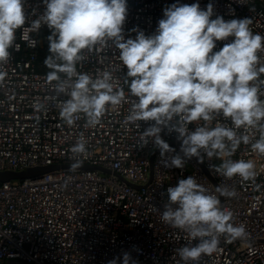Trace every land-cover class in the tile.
Instances as JSON below:
<instances>
[{
  "label": "built area",
  "instance_id": "2783aa9c",
  "mask_svg": "<svg viewBox=\"0 0 264 264\" xmlns=\"http://www.w3.org/2000/svg\"><path fill=\"white\" fill-rule=\"evenodd\" d=\"M177 2L199 3L205 10L212 3L211 19L217 15L226 21L250 18L252 32L264 36V0H127L125 39H135L133 29L153 34L163 10ZM24 9L26 23L16 32L19 50L10 49L11 60L0 66L7 73L0 83V264H108L115 257L122 264L125 252L136 264H184L176 249L188 244V235L163 223L160 214L167 189L188 176L208 194L216 195L222 207L232 211L233 223L243 224L249 233L243 242L230 243L220 236L218 250L202 256L199 264H264V155L251 148L259 131L237 130L238 136L248 135L250 140L230 156L209 158L202 152L203 162L192 157L182 169L165 168L152 142L138 145L141 133L154 122H126L134 98L124 82L127 68L111 42L83 50L77 71L93 77L110 72L116 87L124 89L125 101L106 107L95 127L86 125L83 114H78L72 126L67 125L57 105L68 97L49 99L55 94L52 86L56 82L46 80L50 69L43 64L49 55L51 30L42 25L30 33L38 41L35 48L21 39L23 28L44 13L45 5L43 0H24ZM230 41H217L213 51ZM258 55L264 64V51ZM254 83L264 101V73ZM217 123L231 127L223 116L185 126L194 131ZM160 135L175 149L166 157L183 156L176 132L162 128ZM80 136L87 151L79 157L81 166L71 171L70 149ZM226 159L252 160L255 178L244 181L218 174L214 168ZM30 168L34 171L27 172ZM216 186L235 189L237 195L220 196Z\"/></svg>",
  "mask_w": 264,
  "mask_h": 264
},
{
  "label": "clouds",
  "instance_id": "9594fccd",
  "mask_svg": "<svg viewBox=\"0 0 264 264\" xmlns=\"http://www.w3.org/2000/svg\"><path fill=\"white\" fill-rule=\"evenodd\" d=\"M45 11L24 27L21 39L35 48L38 41L30 33L38 32L42 25L51 30L48 36L49 55L43 64L58 101L60 118L72 126L78 114H83L88 127H95L108 106H118L126 99L123 88L114 84L110 72L95 77L78 72L77 65L84 59L83 50L91 51L109 42L119 49V60L126 66L125 84L134 98L126 122H154L141 133L138 145L152 142L159 150L165 168L182 169L186 159L221 158L231 155L248 135H237V130L256 129L260 135L251 148L264 155V101L254 83L264 64H260L264 51V36L253 33L250 18L225 20L214 15L213 4L201 9L199 3H173L163 10V18L151 35L138 29L135 39L123 35L127 16V0H43ZM26 23L24 0H0V66L12 58L10 49L15 44L16 32ZM225 43L219 51L217 41ZM64 74V77H61ZM7 73L0 71V83ZM43 107V105H39ZM216 116L229 119L231 127L217 123L215 127L199 126L189 131L185 124ZM178 118V119H174ZM140 127V124L137 125ZM162 128L176 132L181 142L180 154L161 138ZM150 138V139H149ZM74 162L71 171L77 170L86 151V141L80 136L71 147ZM252 160H223L214 170L226 178L239 176L244 181L256 176ZM220 196L235 198V189L216 186ZM159 211V209H158ZM160 219L174 229L187 233L188 244L176 249L184 264H199L204 255L218 250L219 238L227 242L246 241L249 233L243 224L233 223V213L222 207L220 199L198 184L194 177L180 179L176 186L167 189ZM193 241L197 243L193 244ZM120 257L108 261L118 264ZM122 264H136L125 252Z\"/></svg>",
  "mask_w": 264,
  "mask_h": 264
},
{
  "label": "rangeland",
  "instance_id": "374dc122",
  "mask_svg": "<svg viewBox=\"0 0 264 264\" xmlns=\"http://www.w3.org/2000/svg\"><path fill=\"white\" fill-rule=\"evenodd\" d=\"M220 165H218L217 167H219ZM34 171V169L33 168H30V169H28L27 170V172H33Z\"/></svg>",
  "mask_w": 264,
  "mask_h": 264
},
{
  "label": "water",
  "instance_id": "95a60500",
  "mask_svg": "<svg viewBox=\"0 0 264 264\" xmlns=\"http://www.w3.org/2000/svg\"><path fill=\"white\" fill-rule=\"evenodd\" d=\"M27 173H25V175H26ZM19 176H22V175H19Z\"/></svg>",
  "mask_w": 264,
  "mask_h": 264
}]
</instances>
